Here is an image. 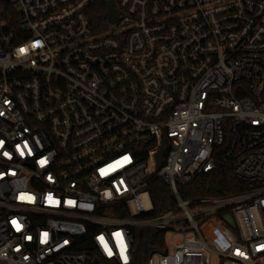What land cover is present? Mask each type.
Wrapping results in <instances>:
<instances>
[{"label":"built area","instance_id":"2783aa9c","mask_svg":"<svg viewBox=\"0 0 264 264\" xmlns=\"http://www.w3.org/2000/svg\"><path fill=\"white\" fill-rule=\"evenodd\" d=\"M99 1L0 0V264H137L136 230L164 234L143 264H264V0H116L96 28ZM218 161L249 190L181 197Z\"/></svg>","mask_w":264,"mask_h":264},{"label":"trees","instance_id":"16d2710c","mask_svg":"<svg viewBox=\"0 0 264 264\" xmlns=\"http://www.w3.org/2000/svg\"><path fill=\"white\" fill-rule=\"evenodd\" d=\"M90 18L96 28L106 26L107 0H100L90 10ZM250 185L239 180L234 171L233 163L218 161L216 169L201 173L191 183L180 186L179 192L184 199L199 197H224L249 190ZM150 194L153 202V210L147 215L161 214L175 204V197L170 185L162 179L154 180L150 185ZM221 212L214 216L210 222L207 233L212 243L216 244L218 233L223 235V242L228 243L231 238L237 236V229L230 227L222 218ZM221 231V232H220ZM137 264H143V259L150 249L161 248L164 239L163 232L156 233L153 230H136Z\"/></svg>","mask_w":264,"mask_h":264},{"label":"water","instance_id":"95a60500","mask_svg":"<svg viewBox=\"0 0 264 264\" xmlns=\"http://www.w3.org/2000/svg\"><path fill=\"white\" fill-rule=\"evenodd\" d=\"M117 4H116V0H107V16L108 19L111 23H115L117 21L118 15H119V11H118ZM165 153L164 148L156 155V162L157 163V168L156 170H158L160 168V166L162 165L163 162V155ZM155 172H153L150 177H152L154 175ZM223 220L230 226V227H235V222L233 220V217L231 214H226L225 216H223Z\"/></svg>","mask_w":264,"mask_h":264},{"label":"rangeland","instance_id":"374dc122","mask_svg":"<svg viewBox=\"0 0 264 264\" xmlns=\"http://www.w3.org/2000/svg\"><path fill=\"white\" fill-rule=\"evenodd\" d=\"M221 233H218V235H217V238H219V240H223V235ZM182 237H183V235L180 234V233H176V232L168 233L167 234V241L168 242H172V241H174V240H176L178 238H182ZM225 245H226L225 241L224 242L222 241L221 243H219V242L216 243V246L219 247V248L220 247H224ZM214 264H216V263L214 262Z\"/></svg>","mask_w":264,"mask_h":264}]
</instances>
